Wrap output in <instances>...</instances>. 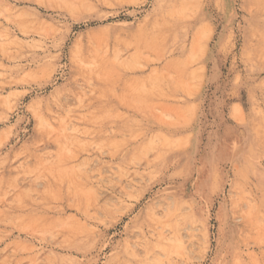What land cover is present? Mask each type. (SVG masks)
<instances>
[{
  "label": "rangeland",
  "instance_id": "rangeland-1",
  "mask_svg": "<svg viewBox=\"0 0 264 264\" xmlns=\"http://www.w3.org/2000/svg\"><path fill=\"white\" fill-rule=\"evenodd\" d=\"M0 264H264V0H0Z\"/></svg>",
  "mask_w": 264,
  "mask_h": 264
}]
</instances>
